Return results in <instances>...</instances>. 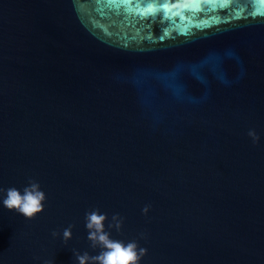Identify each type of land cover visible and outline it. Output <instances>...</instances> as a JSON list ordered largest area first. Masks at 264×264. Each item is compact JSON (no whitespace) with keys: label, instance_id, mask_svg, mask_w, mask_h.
I'll use <instances>...</instances> for the list:
<instances>
[{"label":"water","instance_id":"water-1","mask_svg":"<svg viewBox=\"0 0 264 264\" xmlns=\"http://www.w3.org/2000/svg\"><path fill=\"white\" fill-rule=\"evenodd\" d=\"M30 180L0 264L98 255L97 208L140 264H264V0H0V189Z\"/></svg>","mask_w":264,"mask_h":264},{"label":"clouds","instance_id":"clouds-1","mask_svg":"<svg viewBox=\"0 0 264 264\" xmlns=\"http://www.w3.org/2000/svg\"><path fill=\"white\" fill-rule=\"evenodd\" d=\"M248 135L254 142L259 141V136L254 130H250ZM6 191V197L3 199V205L9 210H14L22 214L27 219H34L38 214L45 210L46 194L41 190L40 184L35 180H30L29 185L23 188V191L15 187H10ZM149 211V206L143 209L144 214ZM108 220L107 214H101L100 210L94 209L85 214V226L88 230V240L91 241L93 248L99 247L102 251L95 256L76 253L79 264H140L143 256L147 255L146 248H139L137 242L132 241L125 243L121 240L111 238L110 233L106 230L105 224ZM116 230L123 227V218L119 214L112 216V224ZM70 225L63 230V239L65 242L73 238L72 228ZM52 235L59 236V232H53ZM45 264H48L46 261Z\"/></svg>","mask_w":264,"mask_h":264}]
</instances>
